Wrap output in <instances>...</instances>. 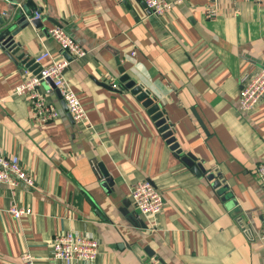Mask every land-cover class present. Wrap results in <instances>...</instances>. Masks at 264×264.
<instances>
[{
  "label": "crops",
  "instance_id": "crops-1",
  "mask_svg": "<svg viewBox=\"0 0 264 264\" xmlns=\"http://www.w3.org/2000/svg\"><path fill=\"white\" fill-rule=\"evenodd\" d=\"M168 1L156 18L141 0H0L18 46L10 56L0 45V151L18 155L33 178L0 183V264H24L23 252L33 264H62L49 259V242L65 231L97 241L92 264H264V190L255 175L264 162V98L246 112L238 97L242 74L264 65V0H216L213 17L205 0ZM54 25L85 54L61 52L47 33ZM42 49L50 54L43 64L67 61L63 76L86 112L82 123L49 81L39 89L59 111L54 121L36 123L27 99L13 94L24 67L14 56ZM123 73L160 105L180 153L119 81ZM188 153L204 172L181 159ZM144 179L163 199L153 218L130 197ZM11 204L30 214L15 219Z\"/></svg>",
  "mask_w": 264,
  "mask_h": 264
},
{
  "label": "built area",
  "instance_id": "built-area-1",
  "mask_svg": "<svg viewBox=\"0 0 264 264\" xmlns=\"http://www.w3.org/2000/svg\"><path fill=\"white\" fill-rule=\"evenodd\" d=\"M141 1L156 18L164 17L171 8V2L168 0ZM205 1H207L206 14L213 17L215 15L213 2L216 0ZM40 17L41 13L34 11L30 20L40 19ZM47 33L57 43L60 51L68 53L72 59L80 58L85 54L83 47L74 41L61 26L54 25L47 29ZM48 58H50V54L46 49H42L33 57L37 67L40 66L37 73L25 66L22 67V79L14 87L13 94L27 99L32 119L36 123L45 124L54 121L59 117V111L39 89L42 82L49 81L52 87L58 89L66 111L72 120L82 123L86 120V112L70 88L68 80L63 76V69L66 67L67 61L49 59L50 62L43 64V61ZM112 86L117 87L114 82ZM238 97L240 110L246 112L254 109L264 98V65L242 74ZM255 175L264 190V162L257 163ZM19 182L29 186L33 184V178L21 163L18 155L0 151V183L16 186ZM130 197L135 208L144 217L153 218L162 210L161 193L148 179L133 184L130 189ZM7 212L15 219L30 214L29 208L18 204H11L7 208ZM261 214L263 223L257 231V240L264 247V208ZM236 223L245 232L250 231L249 225L241 216L236 217ZM97 253V241L94 238L68 231L53 235L49 242V259L62 264H92ZM20 258L24 264H33L34 256L28 252H23Z\"/></svg>",
  "mask_w": 264,
  "mask_h": 264
},
{
  "label": "water",
  "instance_id": "water-1",
  "mask_svg": "<svg viewBox=\"0 0 264 264\" xmlns=\"http://www.w3.org/2000/svg\"><path fill=\"white\" fill-rule=\"evenodd\" d=\"M30 16H32V14ZM24 19H26L25 16H19L17 23L22 22ZM39 20L40 19H35L31 21L35 26H39ZM15 32L16 30H13V24L11 22L6 19H0V45L8 54H10V56H13L18 51V46L16 42H14L13 38ZM14 57L15 59H20L24 66L32 70L34 73L39 71L40 66L37 67L33 58L24 57L23 53ZM119 81L124 83L125 87L128 88L130 92L134 94L139 101H141L142 105L147 108V112L151 115L152 120L155 121V124L158 126L159 131L162 133V136L165 138L170 148L175 150L177 153H180L181 150L178 148V142L173 135V130L170 128L168 122H166V119L163 116V111L160 109V105L155 101V98L153 96H149L148 91L144 90L142 85L136 84V82L130 79L127 74L123 73L119 77ZM55 92L58 94V89L55 88ZM181 159L197 174L204 172L203 168L199 163L195 162L194 156L190 153L182 155ZM206 178L212 181V186L217 188L218 193H223L227 189L225 185H221L220 180L216 178L213 173H207ZM106 182L110 184L109 179L106 180Z\"/></svg>",
  "mask_w": 264,
  "mask_h": 264
}]
</instances>
